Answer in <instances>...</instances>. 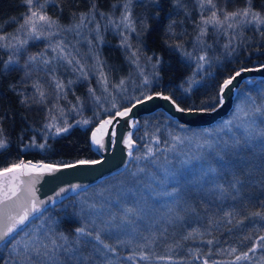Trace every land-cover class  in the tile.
<instances>
[{"label": "trees", "instance_id": "obj_1", "mask_svg": "<svg viewBox=\"0 0 264 264\" xmlns=\"http://www.w3.org/2000/svg\"><path fill=\"white\" fill-rule=\"evenodd\" d=\"M123 2L34 0L33 4V10L56 20L58 28L75 26L80 15L87 14L74 39L84 41L89 34L98 52L99 73L103 71L109 88L121 81L127 85L123 95L116 99L119 107L111 111L106 94L99 88V73L88 72L87 80L77 81L59 97L63 110L56 112L40 96L34 81L25 76L19 63L15 64V71L4 70L11 51L0 46V138L6 141V146L0 149V169L23 160L63 164L96 159L98 155L90 148L91 129L134 100L160 91L184 108H212L218 102L217 93L225 78L240 67L264 62V24H242L234 30L228 28V21L223 26L209 24L206 35L194 39L200 23L188 22L189 17L176 12L177 3L182 4L183 0H160L158 15L144 35L146 50L158 57V74L147 85L131 82L128 79L132 63L118 42L117 31L111 27L122 11ZM213 3L215 9L205 3L201 16L207 18L215 10L223 20L225 13L246 6L245 0H213ZM252 8L264 16V0H252ZM28 10L24 0H0V35L8 37L23 32L18 30ZM179 16L181 20L176 18ZM87 22L100 26L96 35L85 28ZM221 27L228 35L217 36V28ZM171 32H186L190 37L185 40L182 35L175 39ZM234 35L235 42L226 45L227 37L233 40ZM176 45L180 47L177 49ZM198 50L207 57L202 69L196 68L193 59ZM254 107L261 108V112H254ZM245 112L250 115L245 117ZM62 114L65 117L60 118ZM262 121L264 79L244 81L237 89L230 112L208 126L185 125L162 111L137 119L132 136L138 145L129 164L119 173L88 187L91 190L103 186L113 178H125L135 184L146 179L141 194L131 204L123 202V207H134L140 212L142 219L137 220L136 228L152 234L154 242L151 247L135 248L131 245L121 248L112 243L124 264H203L204 260L208 264L264 263V243L260 241L264 237ZM56 123L59 127L72 126L57 135L55 128L46 127ZM157 138L159 143L155 142ZM39 144L44 147L35 146ZM149 148L155 153L152 157L147 156ZM141 168L144 170L140 171ZM229 183H236V188H230ZM221 185L222 192L218 187ZM74 198L70 196L44 213L46 220L51 217L58 221L59 230L70 238L74 229L81 226L74 213H79L82 205ZM41 224L38 219L30 221L16 239H24L26 232L37 230ZM208 240L212 243L208 244ZM250 248H255V252H249ZM141 251L148 255L147 260L139 259ZM245 252L248 259L237 261L236 256ZM83 255L86 264H91L87 254ZM129 255L134 258L126 259ZM0 257V264H15L10 248L0 247Z\"/></svg>", "mask_w": 264, "mask_h": 264}, {"label": "snow or ice", "instance_id": "obj_2", "mask_svg": "<svg viewBox=\"0 0 264 264\" xmlns=\"http://www.w3.org/2000/svg\"><path fill=\"white\" fill-rule=\"evenodd\" d=\"M175 2V0H174ZM24 3L28 6V13L23 16V23L20 25L18 31H25L27 37L39 39L44 35L46 30H50L53 28H58L59 25L56 20L51 19L48 15L42 14V12H38L33 10L34 0H24ZM148 3L159 8L160 0H148ZM132 0H126L123 4V13L121 15L120 24L130 32H136V23L137 21L132 18L131 11ZM246 6L242 9H237L231 13H225L223 20H221L217 12L213 10L211 15L205 18L203 15L201 16L200 25H198L200 31L198 35L199 37H203L207 33V25L212 24L214 26H223V24L227 21H231L228 23V28L238 27L242 24H251L255 23L257 25L264 24V16L261 15V12L254 11L252 8V0H245ZM207 5L212 9L216 8V5L213 3V0H207ZM204 0H201L200 7L204 8ZM41 9L43 6H40ZM103 15V14H101ZM158 15V13H157ZM87 14H81L79 17V23L75 25L76 28H80L84 26ZM39 22H43L42 25L38 28ZM143 27H147L146 18L139 21ZM174 23V22H173ZM120 25H117L119 27ZM97 30L99 29V25H96ZM71 30V29H68ZM169 30H171V25H169ZM264 34V33H262ZM16 41L15 44L9 42L7 44L0 45L6 48H14L19 51L17 48V44L20 47H23L28 41L27 39L19 40L16 35H9L5 37L0 35V41L2 40ZM122 45L126 47H131L128 43V36L124 35L122 39ZM177 49L180 45H176ZM59 49L61 54H64V48L62 45H57L53 51ZM136 54L133 53V56ZM67 58V57H64ZM38 59L37 56H29V62H35ZM199 61H206V55H201L198 57ZM45 63H50V61H44ZM68 63H72L71 59H68ZM79 64V61H76ZM159 63V61H157ZM16 62L10 56L9 60L4 62V70L5 71H15ZM202 66V65H201ZM264 67V66H262ZM256 69H245L241 68L235 71L234 75H230L223 81L221 85L220 92L223 93L225 89H229V86L233 85V82L237 77H240L241 74L245 71H255ZM101 76L104 77L103 71H101ZM104 82L106 83V77H104ZM124 81H121L123 84ZM143 83L147 85L149 80L147 78L144 79ZM34 87H39L38 85H34ZM57 88H62V85L57 82ZM90 91H92L90 89ZM156 95L160 96L161 93H157ZM40 96L43 97L44 93L41 91ZM163 99L171 102L172 105L175 106L176 111L184 112L186 109L180 107L179 104L171 96H162ZM145 99L151 100L152 96L149 95L145 97ZM219 100H223V96L219 97ZM144 100L138 99L136 103H143ZM115 107V105H113ZM135 107V104L132 105ZM215 111V108L212 109ZM253 111L256 113L261 112V108L254 107ZM131 112V108H125L123 111H117L115 113L116 116L125 117L128 113ZM250 114L248 112L244 113L245 117H248ZM264 122V121H262ZM85 124L88 121H84ZM112 123L111 119H106L100 125V128L97 129V132H100L107 125ZM72 125H67L65 127H59L56 125H46V127L55 128V132L57 135L63 132H67ZM179 141V137L174 138ZM92 142L94 144L100 145L103 147L101 140L97 137L96 132L92 134ZM156 143H159V139L157 138ZM123 143L129 148H132L133 141L131 136L129 135L128 139H125ZM262 151H264V140H261ZM6 146V141L0 138V149ZM36 147L43 148L44 144L35 145ZM155 153L151 148L148 149L147 156L152 157ZM128 156L132 157V152H128ZM139 159V157H137ZM81 165L87 164H99L101 161L99 160H81L78 162ZM65 167H76V165H66ZM58 170L56 166L51 164L37 163L33 164L31 162L25 163L24 161H20L19 164H13L11 167L4 168L0 175L13 173L14 175H31L32 173H43L53 172ZM144 169L141 168L140 171ZM210 171H214L210 169ZM135 175V173H133ZM23 183V182H22ZM215 184V181H212ZM238 183V182H237ZM80 185H72L70 189L61 188L60 192L56 195L59 196L60 193L66 191H76ZM220 191H224L223 186H218ZM229 187L232 189L236 188V183H229ZM30 200L26 201L22 205H18L20 207V211L16 215H11L4 213L3 214V226L0 227V247L9 249L11 253L15 256V264H86L85 256L83 255L86 252H91L94 257L100 258L102 260H107L108 255H115L117 252V248L112 244L106 242L109 239H115L118 244L125 243L124 240L121 239L122 236H138L141 240L145 241V247L147 246L148 237L143 236V233L136 228V222L139 219H142L140 212L134 207H120L121 201L117 200L115 202V207L118 211H108L107 215L104 212V205L97 204L96 202H92L90 204L82 205L80 207L79 213H74L75 216L79 218L81 221V226L74 229V233L70 238L68 235H65L59 230V222L53 220L51 217H48L47 220L41 224L37 230L32 232H26L24 239H16V236L20 231H23L24 228L28 226L30 221L34 222L36 219H40L44 216V213L48 210L45 205L49 202H54L52 197H49L48 201L39 200L35 191L31 188L28 189ZM11 195L15 196L16 191L14 189L11 190ZM168 195H174V193H168ZM5 200L11 199V196L8 195L7 191L4 196ZM51 221V223H49ZM166 230V229H165ZM191 235V233H189ZM187 239V237H185ZM260 241L264 243V237H260ZM131 242V241H129ZM208 244H211L212 241L208 240ZM232 252H235L236 249H232ZM249 252L254 253L255 248H250ZM140 260H147L149 257L143 251L139 254ZM134 257L129 255L126 257L128 260H132ZM2 259V257H0ZM248 259V252H245L242 256H236V260ZM91 261V257H89V262ZM6 264V262H5ZM108 264H111L108 261ZM203 264H208L207 260H204Z\"/></svg>", "mask_w": 264, "mask_h": 264}, {"label": "rangeland", "instance_id": "obj_3", "mask_svg": "<svg viewBox=\"0 0 264 264\" xmlns=\"http://www.w3.org/2000/svg\"><path fill=\"white\" fill-rule=\"evenodd\" d=\"M126 2L124 0L123 4ZM201 0H183V3H177L176 12L182 13L184 16L189 17L188 22H193L194 20H198L199 23L201 21V14L202 11L206 8L207 0H204V8L200 7ZM122 4V11L119 17L116 18L114 24L111 26L112 29L117 31L118 42L122 49H125L127 56L129 57L133 70L129 81H139L143 83L144 79L147 78L149 83L151 79L154 78L157 74V61L158 57L153 55L151 51H147L148 44L144 39V35L146 33V29L151 25L153 20L156 18L158 13V8L148 3V0H132L131 4V11H132V18L133 20L137 21L136 23V32H130L120 24L121 15L124 11ZM207 17V16H206ZM146 18V25L147 27H143L140 24V20ZM177 19L181 20L182 17H176ZM224 18V16H223ZM183 22V21H182ZM181 22V23H182ZM230 23V21H228ZM43 22H39L38 28L42 25ZM97 24H93L87 22L85 24V28L92 34L96 35L100 29L97 30ZM117 25H120L117 27ZM236 27L233 28V30ZM71 29V30H68ZM77 30H81L80 28H76L75 26L65 27V28H53L50 30H46L44 35L41 36L39 39L27 37L26 32L16 33L15 35L19 40L27 39V43L20 47L17 44V51L14 48H6L11 51V57L13 60L20 64L23 67L25 76L32 81L35 85H38V89L44 93V100L48 104H52L53 109L56 112H60L63 110L62 104L60 101L61 96L66 89L70 88L74 83L79 80H87L89 78L88 72H96L99 73V68L97 63L98 60V52L94 50V46L92 42L89 40V34L87 33L85 36L84 41L75 40L74 34H76ZM218 35L221 36L222 34L228 35V31L223 32L222 27L220 29L217 28ZM175 39L182 37L185 40H188L190 37L189 33H175L171 32ZM220 34V35H219ZM128 36V43L131 47H126L122 45L123 36ZM199 32L194 35V39H198ZM201 37H199L200 39ZM236 36L234 35L233 40L230 37H227L225 44L228 45L229 43L235 42ZM15 44L16 41H9L7 39L2 41L3 44L7 43ZM57 45H62L64 48V54L62 55L59 49L53 51L57 47ZM147 51V52H146ZM133 53L136 55L133 56ZM201 55H206L201 50H198L194 55L193 59L196 62V68L202 69L206 64V61H199L198 57ZM29 56H37L38 59L35 62H29ZM67 57V58H64ZM68 59L72 60V63H68ZM44 61H50V63H45ZM79 61V64L76 63ZM202 65V66H201ZM100 77V84L99 88L103 90L106 94V101L108 103V109L111 111L116 107H119L118 103H116L118 95H123V92L126 91L124 86H127L125 82L123 84L118 83L114 85V88H109L106 83L104 82V77ZM126 81V80H125ZM59 82L62 85V88H57L56 84ZM115 105V107L113 106ZM241 106L240 104H237ZM120 110V109H119ZM117 110V111H119ZM77 112V110H76ZM75 112V113H76ZM77 114V113H76ZM61 117H65V115H61ZM79 115H76L75 118L79 120ZM110 118V117H106ZM74 120V122H77ZM102 121V120H101ZM104 121V120H103ZM55 125H58L57 123ZM66 124L65 126H67ZM60 126V125H58ZM64 126V127H65ZM45 127V126H44ZM46 129V127H45ZM24 162H32V161H25ZM20 163V162H19ZM18 164V163H17ZM146 179L137 182L136 184L132 181L131 183L126 180L125 178H118V179H110L107 183H104L103 186H96L91 190L88 188L76 193L73 195L75 198L74 200L81 205L90 204L92 202H96L98 205H104V212L107 215L108 211H118L115 207V202L117 200L121 201L120 207H123V202H127L131 204L133 199L136 195L141 194V186ZM46 215L42 218L38 219L39 222H43L46 220ZM141 231V230H140ZM143 236L148 237V241L151 242L147 243V247H151L153 245V237L148 231H141ZM122 240L125 243L118 244L115 239H109V243H114L117 246L123 248L125 245H128L133 248L135 247H143L144 242L138 236H122ZM131 241V242H129ZM88 259L91 257V264H108V261L111 264H124L123 259L119 258L117 254L115 255H108L107 260H102L100 258H96L93 256L91 252H86ZM86 257V256H85ZM264 264V263H259Z\"/></svg>", "mask_w": 264, "mask_h": 264}, {"label": "water", "instance_id": "obj_4", "mask_svg": "<svg viewBox=\"0 0 264 264\" xmlns=\"http://www.w3.org/2000/svg\"><path fill=\"white\" fill-rule=\"evenodd\" d=\"M262 66H264V62L258 65L244 66L236 69L235 71L241 68L256 70L243 72L240 77L236 78L233 85L229 86V89H225L224 92L221 93L220 88L223 81L226 79L225 78L221 82L217 93L218 102L215 106H213L215 111L212 110L213 107L184 108L180 106L186 109V111L178 112L170 101L162 98V96L169 95L157 91L138 98L144 100L143 103H136L138 100L136 99L125 107L131 108V112H129L127 116H116V111L112 117L105 118L104 120L111 119L112 123L107 125L100 132H97V129L100 128L103 120L99 121L90 131V148L98 155V158L92 160L101 161L99 164L81 165L78 163L81 160L63 164H55L51 162H31L33 164H51L56 166L58 170L53 172L45 171L39 174L32 173L31 175H14L13 173L0 175V227L3 226L4 213L16 215L20 211V207L18 205H22L26 201L30 200L31 197L28 192L29 188L35 191V195L39 200L48 201L49 197L54 199V202H49L45 205V207L48 208L92 185H95L99 181L124 170L132 158L128 156V152H133L138 145L132 135L136 128L137 119L142 115L162 111L167 117L185 125L194 127L208 126L215 123L230 112L234 104L237 89L244 81L251 83L258 79H264V67ZM235 71H233L231 75H234ZM157 93H161L162 95L158 96L156 95ZM149 95L152 96V99H145V97ZM221 95L223 96L222 101L219 100ZM133 104H135V107H132ZM125 108H122L119 111H123ZM93 132H96L97 137L103 144V147L92 142ZM129 135L133 141L131 149L123 143L125 139L129 138ZM66 165H76V167H65ZM3 169L4 168L0 169V172H2ZM72 185H80V187L76 189V191L69 190L60 193L59 196L56 195L60 192L61 188L70 189ZM12 189L16 191L15 196L11 195ZM6 191L8 195L11 196V199H4Z\"/></svg>", "mask_w": 264, "mask_h": 264}, {"label": "bare ground", "instance_id": "obj_5", "mask_svg": "<svg viewBox=\"0 0 264 264\" xmlns=\"http://www.w3.org/2000/svg\"><path fill=\"white\" fill-rule=\"evenodd\" d=\"M56 205V204H55ZM54 206V205H53Z\"/></svg>", "mask_w": 264, "mask_h": 264}]
</instances>
